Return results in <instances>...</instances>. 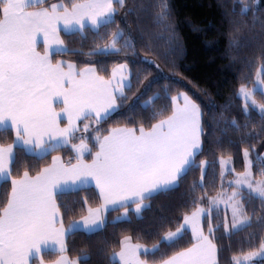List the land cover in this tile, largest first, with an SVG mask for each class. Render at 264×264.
Returning a JSON list of instances; mask_svg holds the SVG:
<instances>
[{"label":"snow or ice","instance_id":"snow-or-ice-1","mask_svg":"<svg viewBox=\"0 0 264 264\" xmlns=\"http://www.w3.org/2000/svg\"><path fill=\"white\" fill-rule=\"evenodd\" d=\"M219 7L228 66L243 81L222 106L219 118H212L217 134L210 142L224 151L225 145L264 141V6L258 7L256 0H221ZM118 16L123 27L117 23ZM133 25L142 57L136 52ZM62 34L78 38L79 47L69 48ZM38 37H42L43 53L37 50ZM122 52L126 61L129 55L136 57L148 72L143 79L137 73L138 87L131 98L135 103L152 92L139 105V112L133 103L126 104L133 87L129 64H115L108 74L102 62L119 58ZM66 54L83 57L84 66L53 62V56ZM183 54L170 0L50 4L47 0H0V137L11 135L10 143L0 142V264H220L221 246L216 241L221 205L225 215L220 238L247 233L248 250L232 255L231 264H257L258 260L264 264V156L253 159L255 148H244L243 171L237 173L231 167L233 156L221 155L219 191L209 195L208 172L211 167L215 186L217 160L198 161L205 155L204 110L187 92L170 96L171 84L152 91L161 79H172L163 74L157 60L175 68ZM237 99L242 102L243 123L225 116ZM160 101L164 102L157 107ZM61 102L57 111L53 105ZM209 107L215 105L210 102ZM121 110L132 113L125 117V126L102 131ZM253 111L260 123L249 130ZM66 149L73 154L67 161L51 155ZM18 155L23 171L13 175ZM49 155L51 163L32 175L34 165ZM196 170L199 179L180 193L185 208L190 205L192 210L176 218L175 230L160 232L166 220L161 216L140 229L144 237L154 240L150 246L132 244L131 236L118 241L103 235L92 239L109 224L115 230L120 224L141 221L147 200L177 191ZM228 175L234 179L226 181ZM92 185L99 206L88 207L86 215L69 218L65 225V217L74 214L81 202L68 205L61 198ZM87 204L85 198L83 205ZM111 212L117 215L109 220ZM189 229L190 244L178 248ZM78 234L85 236L82 247L70 249L69 238ZM70 251L77 256L70 258Z\"/></svg>","mask_w":264,"mask_h":264},{"label":"trees","instance_id":"trees-1","mask_svg":"<svg viewBox=\"0 0 264 264\" xmlns=\"http://www.w3.org/2000/svg\"><path fill=\"white\" fill-rule=\"evenodd\" d=\"M47 2H70V0H47ZM171 6L174 12V20L177 25L178 34L183 45L184 54L181 58L175 61V68L169 67L163 61L157 60V63L160 64L161 69H163V74L169 76L172 79L164 80L161 79L159 84H154L152 86V91H156L157 88L164 85L165 83L172 85V91L169 95H175L177 92H187L193 99L196 100L202 107L205 112L204 124L205 131L207 136L205 140V155L199 156L200 159H207L210 163L216 159L215 167V186H212V173L213 169L210 167L208 172L209 184L206 185L209 195H215L219 191V163L218 159L222 155L228 157L232 155L234 158L233 167L235 171H243V149L244 148H255V151L252 153V158L255 159L257 156L264 151V141L261 138L249 139L244 143H237L234 147L228 148L227 145L224 146L225 150L220 151L214 143L210 141L217 134L213 132L212 118H219V114L224 106L232 96V93L239 87L240 83L243 81L238 79L239 73L235 68H230L228 65L230 63V56H227L226 53V33L221 35L225 31V28H222V10L219 7L221 0H170ZM226 2L231 3V0H226ZM257 6H264V0H256ZM119 11V9H118ZM131 23V20L129 21ZM117 23H123L120 21L119 16L117 17ZM133 35L136 37V52L139 56H143L144 53L141 49L139 43V37L135 32V26L133 25ZM61 38L64 39L69 48L79 47L77 42L78 38L66 37L63 34ZM101 44L103 41L100 42ZM91 45V37L87 42L85 51L88 50V46ZM39 50L42 51V44H39ZM130 51V50H129ZM124 53L120 54L119 58H107L102 60V62L109 69L108 74L111 72L113 65L118 63L129 64V68L133 73V87L132 91L128 92L130 100L127 103H133L132 97L133 93L136 92L138 84L136 82L137 73H139L140 79H143L144 76L148 75V72L143 71L146 67L143 63L139 62L136 57L131 55L128 56L127 61L123 58ZM53 61L58 59H64L71 61L77 64V67L84 66L83 57H75L71 54L66 55H55L52 57ZM151 70V69H150ZM253 77L255 74V68L252 69ZM178 74V75H177ZM178 81V82H176ZM251 84L249 83V86ZM152 92H149L147 95L143 96L141 100L133 103V107L136 108L137 112L140 111L139 105L143 103L144 100L148 99ZM163 95V93H161ZM258 98H260L258 96ZM164 101L157 102V107L160 103ZM215 105L214 108H210L209 104ZM242 102L237 99L230 111L225 113L226 118L231 119L236 117L243 123V116L240 112V107ZM132 115L131 112L121 110L120 113L114 114L112 119L102 126V131L109 127L116 126H125L126 116ZM260 118L258 113L253 111L252 113V123H249L248 128L251 130L253 124L259 126ZM127 126H131L128 124ZM81 130L83 129V124L80 125ZM95 133H92L94 135ZM79 135V134H78ZM234 140H238V137L235 135L232 137ZM0 142L10 143L11 135L7 139L0 137ZM78 143L79 140L74 141ZM59 154L63 157L65 161L69 158L70 155H73L70 150L66 149L62 152L52 153L51 155ZM51 155L47 157L46 160L40 161L38 164H35L32 169V175H35L39 167L46 166L50 163ZM22 157L17 156V162L13 165L12 171L13 175L17 174V171L22 172L23 167L20 164ZM90 159V157H88ZM258 169H254V172ZM227 177H232L228 175ZM199 179V170L195 172H190L185 180L181 183L180 188L175 192H170L168 194H161L154 196L151 200H147L143 211V219L141 221L133 220L131 225L120 224L116 226L115 230L111 224L108 225L106 229L101 230V235H93V240H98L103 236H108L110 240H116L123 238L124 236H131V242L145 244L150 246L154 240L144 237L143 233L140 231L141 228L146 226L149 223H155L159 221L161 216L165 217V223L162 228L158 229L160 232L175 230L177 226V217L182 219V215L185 211H188L190 214L191 206L189 205L186 209L184 203L180 199V193L186 191L189 185L193 180ZM10 185H5L9 187ZM3 193V188H0V194ZM197 191L196 195H199ZM2 198V197H0ZM88 200L87 205H83L84 199ZM62 201L71 205L73 201H80L81 203L77 205L76 211L70 217H65V225H67L68 219H79L81 215H86L88 207H97L99 206V199L94 188H89L85 191H80L78 193H70L61 198ZM63 211V209H62ZM116 212H111L108 214V219L111 220L112 217L116 216ZM171 221V223H168ZM215 222V221H214ZM219 222L221 224V231L217 233V243L221 246V253L219 256L220 264H231V257L234 254H239L241 249L245 251L248 250V240L246 239L247 233L239 232L230 237L225 236L221 239L222 226H223V212L220 211ZM205 233H207V223L203 224ZM85 239V236L78 234L75 237L69 238V248L70 249H79L82 247L81 241ZM72 240H75V244L72 243ZM191 242V233L188 231L184 236V239L180 241L179 247H186ZM258 243V241H257ZM231 244V248H229ZM108 250H111V246ZM118 250V245H117ZM172 250H169L171 252ZM70 258H75L77 256L76 251H70L68 253ZM46 259H54V257H46ZM96 257L93 256V261ZM143 259V257H142ZM259 264V260L257 261Z\"/></svg>","mask_w":264,"mask_h":264},{"label":"crops","instance_id":"crops-1","mask_svg":"<svg viewBox=\"0 0 264 264\" xmlns=\"http://www.w3.org/2000/svg\"><path fill=\"white\" fill-rule=\"evenodd\" d=\"M54 3H57V2H54ZM38 40H40L41 42L39 43V44H42V37H38ZM39 44H38V46H39ZM38 51H40L39 50V47H38V49H37ZM43 51H44V49H43V44H42V51H40L41 53H43ZM58 60H63V61H65L66 63H73V62H71V61H68V60H64V59H58ZM57 61V60H56ZM53 62H55V61H53ZM111 73V72H110ZM181 103H182V101H181ZM63 105H62V102L60 103V104H55L54 103V105H53V107H55L56 109H57V111H59V109L62 107ZM79 143V142H78ZM54 155H59V154H54ZM60 156V155H59ZM91 159V158H90ZM89 159V160H90ZM73 162H75L74 160H73ZM50 163H51V160H50ZM49 163V164H50ZM92 188H94V185H92L91 186ZM95 190V189H94ZM97 194V193H96ZM99 203H100V201H99ZM87 214V213H86ZM189 232L191 233V230L189 229ZM207 234V233H206ZM132 244H136V243H133V242H131ZM142 258V257H141Z\"/></svg>","mask_w":264,"mask_h":264},{"label":"rangeland","instance_id":"rangeland-1","mask_svg":"<svg viewBox=\"0 0 264 264\" xmlns=\"http://www.w3.org/2000/svg\"><path fill=\"white\" fill-rule=\"evenodd\" d=\"M251 86V85H250ZM257 99L259 100L260 98H258L257 97ZM243 155V154H242ZM256 156H264V151L261 153V154H259V155H256ZM225 158H227V157H225ZM231 167H233V164L231 165ZM232 179H234V176H232L231 178L230 177H226V181L227 180H232ZM219 185H220V179H219ZM228 192L230 193L231 192V188H229L228 189ZM217 194V193H216ZM215 194V195H216ZM215 195H213V196H215ZM221 211L223 212V219H224V215H225V213H224V210H223V205H221ZM231 219V215H230V213H229V220ZM189 231V230H188Z\"/></svg>","mask_w":264,"mask_h":264}]
</instances>
